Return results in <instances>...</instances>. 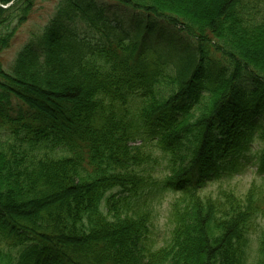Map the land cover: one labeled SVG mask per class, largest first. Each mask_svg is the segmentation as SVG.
Instances as JSON below:
<instances>
[{
  "label": "trees",
  "instance_id": "obj_1",
  "mask_svg": "<svg viewBox=\"0 0 264 264\" xmlns=\"http://www.w3.org/2000/svg\"><path fill=\"white\" fill-rule=\"evenodd\" d=\"M97 1L0 63V264H264L262 0H115L132 31ZM34 3L0 0V51Z\"/></svg>",
  "mask_w": 264,
  "mask_h": 264
},
{
  "label": "rangeland",
  "instance_id": "obj_2",
  "mask_svg": "<svg viewBox=\"0 0 264 264\" xmlns=\"http://www.w3.org/2000/svg\"><path fill=\"white\" fill-rule=\"evenodd\" d=\"M59 2L60 0H35L33 9L29 13L27 19L24 22L19 23V25L15 23L12 39L7 46L0 51V63L5 70H11L18 54L24 48L33 42L38 41V37H40L45 26L49 23L56 12ZM97 2L100 6L105 7V10L111 19L114 21H122L127 29H133V15L139 13L119 5L115 0H98ZM258 3L259 9L261 7L264 12V0L259 1ZM156 172H159L157 174L158 178L159 176L161 178L163 177L161 166L158 167ZM261 180L262 175L257 172V167L252 163H249L247 170L231 179L229 184L227 181L224 182V184H228L238 193L244 194L254 182L260 183ZM220 184V182L212 183L208 186V189L211 191H217ZM174 198L175 194L170 191L157 193L154 196H148V199H150L149 203L154 210L153 240L154 245L157 247L166 244L170 238L171 230L173 228L170 212ZM252 247L253 251L258 247L256 235L253 236Z\"/></svg>",
  "mask_w": 264,
  "mask_h": 264
},
{
  "label": "water",
  "instance_id": "obj_3",
  "mask_svg": "<svg viewBox=\"0 0 264 264\" xmlns=\"http://www.w3.org/2000/svg\"><path fill=\"white\" fill-rule=\"evenodd\" d=\"M11 4H12V3H10V4H9V5H7V6H3V7H5V8H6V7L10 6Z\"/></svg>",
  "mask_w": 264,
  "mask_h": 264
}]
</instances>
